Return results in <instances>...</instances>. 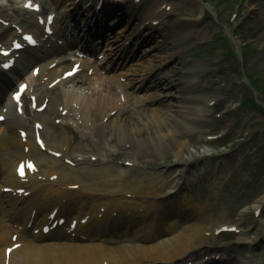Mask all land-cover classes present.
Returning a JSON list of instances; mask_svg holds the SVG:
<instances>
[{
  "label": "bare ground",
  "instance_id": "bare-ground-1",
  "mask_svg": "<svg viewBox=\"0 0 264 264\" xmlns=\"http://www.w3.org/2000/svg\"><path fill=\"white\" fill-rule=\"evenodd\" d=\"M163 2L164 0H155L152 8L160 7ZM156 15L157 9H150L149 16L155 17ZM178 23L171 26L172 38L173 33L183 29V24ZM171 30H169L170 33ZM154 35L163 36V41L160 42L157 48L159 50L165 49L167 41L171 40V35H167V30L158 31ZM173 51L167 56L158 58L157 61L159 63L168 61L172 57ZM177 61L176 59L175 63ZM203 64L197 63V65L186 67L181 63L182 69L180 72H176L178 84H173L172 79L166 82L167 86H171L168 88L175 92V94L169 93L170 98L168 101H164L159 105L158 97L163 91L157 92L156 96L154 93H147L144 96L137 95V100H148L152 106L149 109H145L146 112L139 114L138 117H134V115L125 116L121 118L119 125L117 121L113 122L115 120L110 121L108 125L111 129V134H117L118 136L116 141L114 138H110V145H117L121 140L132 143L126 152L127 155H131L134 158V165L137 166L140 163L139 159H142L139 155H144L147 159H149V156L155 155L156 157L163 155L164 158L166 155L164 153L166 152L164 151L165 147L168 149L176 145L174 149L176 166L152 177H138L134 182L127 184L124 181L125 174L124 178H119V175L113 174V168L106 161H103L97 167L92 163H82V161L76 159L79 163H75L76 165L70 167L52 154L40 151L35 146L31 136L28 137L26 142H22L15 129L11 126L0 127V186L23 187L30 192V195L24 198L23 196L15 197L16 195L14 196L13 194H3L0 191V198L3 200L0 218L10 213V219H12V216L15 215L17 203L36 204V207L38 205L37 216L43 209L49 211L57 208L59 204L57 198L59 197L70 200L71 206L69 208L71 209L67 212L70 214L69 218L71 219H79L81 216L89 215L91 216L90 222H92L94 220L93 215L99 214L103 208L106 211L115 212L127 218L136 219L141 217V221L136 220L137 225L131 228L130 232H128L129 225L128 227L121 225L118 221L114 222V226L108 227L106 231L112 232L113 244H106L102 239L95 240L94 238H98V236L93 232L94 228H90L88 231L91 236L88 242L71 243L76 241L70 239L60 228L54 232L55 237L42 234L27 237L20 230H15L8 225H2L0 227V264H6L5 250L12 244V237H9L12 232L18 235V241H21L22 245L12 251L9 256V264H104V262L108 264H147L157 260H170L186 253L194 244L195 231L204 223L205 212L194 210V213L187 215V220H184L185 217H183L181 225L174 232L169 233L166 222L175 220L173 218L178 216L181 203L176 201L171 203L167 209L153 212L156 205L151 203V201L160 202L162 199L154 196L155 190L158 195L166 191L172 192L175 190L182 192L188 165L194 164L199 167L198 163L201 160H208L209 156L206 155L208 152H204L199 157H194L190 154L196 150L194 146L199 138L189 136L184 138L182 136L184 134L183 131H186L190 126V122L200 120L190 118L198 116L201 113V108H206L203 104V107H199L198 102L202 99L203 94H207L210 91H202V88L197 89L193 85L195 78L203 74L204 70H207ZM153 67L155 65L147 67L142 72L149 71ZM139 77L142 78L141 82L147 80L141 75ZM203 79L208 81L207 76ZM134 80H139V78L136 77ZM116 84L118 82H103L102 86L107 91L103 90L102 93H99L96 88L88 92L83 86L75 83L70 85L69 90L64 92L62 96L50 97L49 109L43 114H34L36 119L45 123L44 131L48 141V149L51 152H61V156L65 158L66 156L71 158L69 153V131L64 127L65 118H63L61 124H56V119L61 117L62 110L68 109L69 115H79V119L85 116L86 111L95 110L93 113L111 115V110H123L124 104L120 103L107 108L102 114L96 110L102 99L106 103H111L117 98L116 92L114 93ZM47 92L50 91L47 90ZM130 97L133 96L129 94ZM175 99L185 104L184 109L179 110L175 102L171 104V100ZM204 99L210 103V100H213L214 97L208 96ZM221 106L222 104L220 103L213 104L207 109L214 115ZM28 114L26 113V115ZM222 119H224V116ZM12 121L14 124L23 122L17 117H13ZM88 129L90 132L94 130L91 127H88ZM91 139L89 138L88 143H91ZM72 141L71 145L73 144ZM92 141L96 143L95 139H92ZM127 144L124 142V146ZM24 145L30 147L29 154L22 150ZM80 150L88 154L102 150L107 151V148L99 146L97 150L89 148H80ZM185 152L190 153L185 154ZM27 156L34 157L37 160L39 170L33 175H28L27 182H21L15 175L13 167L18 160ZM196 172L198 173V170ZM141 174H143L142 171ZM55 175L57 178L53 179ZM192 176L195 178V173ZM155 179H158V182H154ZM75 184H79L77 189L72 187ZM143 190H145L144 193L142 192ZM128 192L131 193V197L126 195ZM7 205H9V208ZM142 206L144 209L140 211ZM64 207V205L60 204L61 209ZM66 208L68 207H65V210ZM29 214H33V212ZM42 219H46V216H43L40 220ZM261 219L264 221V216ZM40 220L35 222V228ZM22 222L29 223L28 220H23ZM121 227L125 229L122 231ZM164 227L165 230L163 229ZM261 227L264 229V225ZM86 229V225L79 223L76 232L80 233ZM117 235H123L121 241Z\"/></svg>",
  "mask_w": 264,
  "mask_h": 264
},
{
  "label": "rangeland",
  "instance_id": "rangeland-1",
  "mask_svg": "<svg viewBox=\"0 0 264 264\" xmlns=\"http://www.w3.org/2000/svg\"><path fill=\"white\" fill-rule=\"evenodd\" d=\"M188 5H186V13L192 14V15H199L200 10L196 6H192L189 2H186ZM246 5V1H244L243 6ZM250 8V9H249ZM249 10L251 12H249ZM211 14L210 18H205V24H208V30L207 33L210 35V38L213 36H217L220 32L224 31L226 27V19L220 17V22L216 21V16L213 11L210 10L208 14ZM227 15V13H225ZM243 16L242 19H244L243 29L237 31L238 36H234L233 33L235 31L234 26L231 29H226L228 32V40L227 46L224 44V40L215 41L217 43L216 45H209L206 46V48H212L211 52L208 53V50L201 51L199 53L193 54L194 58L196 59V62H203L208 65H210L213 62L214 58L221 57L218 53L226 54L227 53V47H232L234 49H238L242 43L246 42L248 39L257 38L256 44H253L252 47H257L258 43L264 42V0H254V2L250 3L248 8H243L242 12L240 13V16ZM241 20V19H239ZM191 24L184 25L183 29L179 30V36L183 37V35L180 34V31H183L186 26H190ZM187 29V28H186ZM205 48V49H206ZM248 55V53H246ZM225 56V55H224ZM226 57V56H225ZM232 59L227 58L221 62V72L216 75V78L220 79L222 83H226L229 80L233 79H241L242 74H238V71L234 70L233 68L230 71H227L228 67L234 65L235 63V56L232 54ZM222 58V57H221ZM240 60V59H239ZM264 65V50L260 52H256L253 55V58L251 60V63L249 64V71L250 72H256L258 69H261V67ZM239 69H243L242 67H239ZM248 71V70H247ZM264 74V73H263ZM240 75V76H239ZM214 78V77H212ZM220 88H217L219 90ZM232 91L229 92V95L233 98L234 102L241 101L244 97V91L243 88H240L239 86H232ZM221 90V89H220ZM226 92L225 89H222ZM220 91L223 94V91ZM249 98V97H248ZM228 120H240L241 124H244V122H264V116L261 112L255 111L251 108H241L240 112L237 111L234 113L231 117H229ZM248 123H245V125ZM241 132V128H238L236 131V134H239ZM260 139H264V135L259 136ZM264 153V145L260 147ZM252 155L245 159V161L242 164H239L238 162L233 163L234 159L238 156L237 153L232 155L231 157L224 159V170L226 172H229V174H233L234 176L230 180L227 185L224 186L223 196H219V198L211 200L209 203V206L211 205V211L207 212L208 217L207 221L212 222H233L234 219H238L239 217L235 216L231 209L228 210V207L235 206L236 201L239 199V207L245 205L246 203H251L254 201V199L261 194V188L262 191H264V171L260 169L259 171V164L263 165V160L259 161V158L261 155L257 154L255 152L254 146L251 147ZM241 151H239L240 154ZM246 152H248L246 150ZM239 157V156H238ZM165 159L167 162L173 160L172 154H166ZM236 175V176H235ZM215 182V178H208L205 180V182L197 187V193L201 197H208L210 198L212 196L211 193V187L213 186V183ZM236 190V195L233 198V200L227 199V194H225V190ZM247 189V192L245 191ZM239 193V194H238ZM225 194V195H224ZM240 195V198L238 196ZM210 209V208H209ZM234 210V209H233ZM235 209L234 211H236ZM225 213L223 214V212ZM224 216H227L223 218ZM244 221L247 222V226L252 224L253 229L257 226L258 223H256V220L252 213L247 214L244 216ZM260 234L259 227L254 230L253 233H249L248 235H244L241 239L238 240V246L234 248V252H238L241 254V261H244V263L241 264H264V235L262 240H256L254 236H257ZM243 240V242H242ZM254 241V242H253ZM262 241V242H261ZM241 242L243 245H240ZM254 244L253 248L247 249L246 245L244 244Z\"/></svg>",
  "mask_w": 264,
  "mask_h": 264
},
{
  "label": "snow or ice",
  "instance_id": "snow-or-ice-1",
  "mask_svg": "<svg viewBox=\"0 0 264 264\" xmlns=\"http://www.w3.org/2000/svg\"><path fill=\"white\" fill-rule=\"evenodd\" d=\"M26 6L29 7V8L33 7V5L31 4L30 0H29V3H28ZM35 8H36V10L38 11V10H39V5H36ZM24 38H25L26 40H28L29 42H31V43H35V41L32 39L31 36H25ZM21 46H22V45L19 44V43L16 44V47H17V48H19V47H21ZM5 54H6V53H5ZM5 67H7V65H5ZM24 87H25V86H22V89H23ZM15 98H16L17 100H19V98H20V93H17L16 96H15ZM0 119H2V118H0ZM42 146H43V144H42ZM28 167H32V166L29 164ZM23 174H24V173H23V171H22V172H21V175H23ZM9 251H10V250H9Z\"/></svg>",
  "mask_w": 264,
  "mask_h": 264
}]
</instances>
